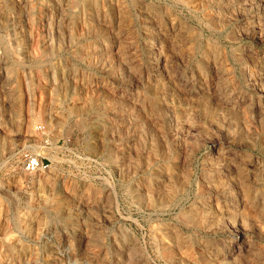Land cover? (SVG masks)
Listing matches in <instances>:
<instances>
[{
    "label": "rangeland",
    "instance_id": "374dc122",
    "mask_svg": "<svg viewBox=\"0 0 264 264\" xmlns=\"http://www.w3.org/2000/svg\"><path fill=\"white\" fill-rule=\"evenodd\" d=\"M0 264H264V0H0Z\"/></svg>",
    "mask_w": 264,
    "mask_h": 264
},
{
    "label": "built area",
    "instance_id": "2783aa9c",
    "mask_svg": "<svg viewBox=\"0 0 264 264\" xmlns=\"http://www.w3.org/2000/svg\"><path fill=\"white\" fill-rule=\"evenodd\" d=\"M44 145H47V140H43ZM48 167L44 157L40 154H29L23 161V168L28 173H36L43 171Z\"/></svg>",
    "mask_w": 264,
    "mask_h": 264
}]
</instances>
